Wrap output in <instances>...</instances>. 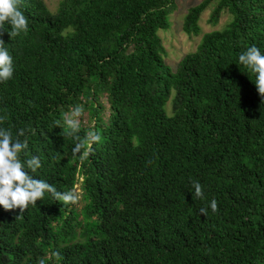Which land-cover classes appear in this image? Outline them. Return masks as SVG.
Returning a JSON list of instances; mask_svg holds the SVG:
<instances>
[{
	"label": "trees",
	"instance_id": "1",
	"mask_svg": "<svg viewBox=\"0 0 264 264\" xmlns=\"http://www.w3.org/2000/svg\"><path fill=\"white\" fill-rule=\"evenodd\" d=\"M209 6L211 24L225 13L229 23L172 69L158 31L175 0H59L54 11L21 0L27 34L10 40L5 23L0 37L15 65L0 83V127L34 129L29 152L43 166L33 175L58 191L57 168L73 180L80 163L85 202L68 208L46 193L21 218L0 206V264H30L39 237L76 241L81 264H264V98L238 59L252 45L264 54V0H202L186 35L201 34ZM78 104L88 120L78 135L102 136L83 162L57 124ZM159 210L149 225L143 214Z\"/></svg>",
	"mask_w": 264,
	"mask_h": 264
},
{
	"label": "clouds",
	"instance_id": "2",
	"mask_svg": "<svg viewBox=\"0 0 264 264\" xmlns=\"http://www.w3.org/2000/svg\"><path fill=\"white\" fill-rule=\"evenodd\" d=\"M21 0H0V37L4 35V24L10 25V30L6 31L10 40L19 36L21 33L27 34L29 30V21L23 11L20 10ZM239 63L255 74V86L258 94L264 98V54L255 45L249 46L241 52ZM15 65L13 57L5 47V41L0 38V83L7 82L13 78ZM84 115L82 105H75L68 112L63 114L62 125L57 122L59 127L63 128L62 135L73 137L76 140L72 148V156L78 158L81 162L88 159L93 153V145L102 142V136L98 131L89 130L85 137L81 139L78 133L81 130V117ZM7 119L6 116H0V124ZM27 133H33L34 129L29 126L21 128L14 135L10 128L0 127V206L5 211H19L16 218H21L30 208L36 207L37 202L45 197V194H51L52 198L68 205V208L82 205L84 177L81 172V165L72 164L70 170L73 180H59L63 172L57 168L55 173V184L61 187L59 191L51 183L45 180L37 179L33 175L42 168V160L38 155H32L29 152V142ZM24 137V139H21ZM79 154V155H78ZM26 157V159H22ZM194 198L203 200L204 190L199 181H193ZM65 188V190H62ZM63 191V192H62ZM158 207V206H157ZM209 207L213 213L219 211L218 201L213 198ZM162 210L145 213V221L157 227L158 214ZM200 214L207 216L208 208H200ZM39 237V236H38ZM76 241L63 246L57 239L46 241L39 237L37 247L41 250L30 264H81L80 255ZM73 246V247H72ZM72 247V248H71Z\"/></svg>",
	"mask_w": 264,
	"mask_h": 264
},
{
	"label": "rangeland",
	"instance_id": "3",
	"mask_svg": "<svg viewBox=\"0 0 264 264\" xmlns=\"http://www.w3.org/2000/svg\"><path fill=\"white\" fill-rule=\"evenodd\" d=\"M46 6L51 10L57 7L59 0H43ZM202 0H175V9L169 16V28L158 31L161 38L165 53L164 62L175 69L180 60L188 53L194 52L203 34L223 29L230 21L228 14H223L217 24L213 25L209 22L210 14L213 6H209L201 15L199 26L201 34L197 37H190L182 31V25L187 10L190 7L198 5ZM85 117V118H84ZM82 123L88 120L84 116ZM94 125V122L91 123Z\"/></svg>",
	"mask_w": 264,
	"mask_h": 264
}]
</instances>
